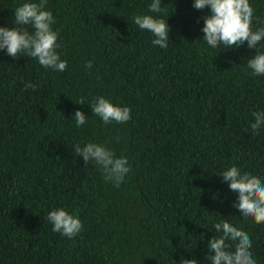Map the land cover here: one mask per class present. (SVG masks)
Returning a JSON list of instances; mask_svg holds the SVG:
<instances>
[{
    "label": "trees",
    "instance_id": "16d2710c",
    "mask_svg": "<svg viewBox=\"0 0 264 264\" xmlns=\"http://www.w3.org/2000/svg\"><path fill=\"white\" fill-rule=\"evenodd\" d=\"M22 2L0 0V26H14ZM151 2L47 0L63 72L0 50V264H209L207 242L222 219L249 233L264 264V224L239 215L219 176L235 165L264 180V127L250 129L252 113L264 112V76L246 65L264 40L254 50L213 49L202 41L207 7L160 0L169 42L153 47L132 21L161 15ZM249 2L253 29L264 27V0ZM97 96L128 107L131 119L104 124L89 106ZM77 110L87 118L79 128ZM88 142L127 158L119 187L74 155L73 145ZM57 208L82 222L75 238L52 231L47 213Z\"/></svg>",
    "mask_w": 264,
    "mask_h": 264
},
{
    "label": "clouds",
    "instance_id": "9594fccd",
    "mask_svg": "<svg viewBox=\"0 0 264 264\" xmlns=\"http://www.w3.org/2000/svg\"><path fill=\"white\" fill-rule=\"evenodd\" d=\"M47 0H25L14 9L13 27L0 26V50L13 58H19L21 53L34 58L45 69L63 72L67 69V61L60 58L57 49L58 33L52 25L55 18L47 10ZM192 7L197 10L209 9L203 17L202 41L215 49L220 45L225 48H237L246 43L249 49L264 40V27L253 29L255 9L249 0H194ZM151 14L136 15L132 18L140 30L152 34L153 47L166 49L169 42V26L162 18L166 9L161 7L160 0H152L148 6ZM30 26L32 31L27 27ZM247 69L253 76H264V53H257L246 62ZM86 68L91 69L92 61H88ZM35 88L31 83L25 84V89ZM76 104L85 105L83 98ZM92 114L99 117L104 124L126 123L131 119L130 109L113 105L103 96H97L89 103ZM254 122L250 129L253 133L264 127V112L252 113ZM72 120L77 128L87 123L82 111H75ZM74 155L83 158L85 165L94 163L101 170L106 182L119 187L125 176L131 171L126 157H116L115 153L102 144L88 142L81 146L73 145ZM222 182H226L229 190L236 194L237 199L233 207L245 221H252L257 225L264 224V180L247 171H242L233 165L219 175ZM47 220L52 225V231L60 233L68 239L75 238L82 230L80 219L63 208H57L47 213ZM218 237H212L207 242L209 254L205 259L209 264H257L253 258L252 240L247 231L236 227L222 219L213 225ZM231 242V243H229ZM180 264H199L193 259L181 257Z\"/></svg>",
    "mask_w": 264,
    "mask_h": 264
}]
</instances>
